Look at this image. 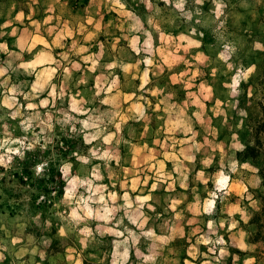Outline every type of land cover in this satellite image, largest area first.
I'll use <instances>...</instances> for the list:
<instances>
[{
    "label": "rangeland",
    "instance_id": "374dc122",
    "mask_svg": "<svg viewBox=\"0 0 264 264\" xmlns=\"http://www.w3.org/2000/svg\"><path fill=\"white\" fill-rule=\"evenodd\" d=\"M32 1L0 0V41L11 36L4 17ZM64 1L62 12L80 20L86 1ZM127 12L122 30L128 21L117 14ZM100 13L101 57L88 59L78 38L56 61L0 47V264H264V0H103ZM133 59L200 78L210 96L200 108L216 136L215 191L227 175L243 192L223 199L242 206L228 225L219 198L209 214L201 203L183 206L176 229L163 180L184 164H130L136 153L142 162L159 152L133 148L140 123L114 99L110 71ZM206 190L195 187L194 197Z\"/></svg>",
    "mask_w": 264,
    "mask_h": 264
},
{
    "label": "crops",
    "instance_id": "0c3cea01",
    "mask_svg": "<svg viewBox=\"0 0 264 264\" xmlns=\"http://www.w3.org/2000/svg\"><path fill=\"white\" fill-rule=\"evenodd\" d=\"M85 1L80 20L64 14L67 9V3L64 0H45L42 7L38 6L34 0L28 3L31 5L28 11L16 9L4 17L10 22L2 27L8 28L11 36L1 40L0 47H3L5 52H32L34 55L30 60L33 61L37 57L35 54L47 53L56 61V56L64 53L68 46L71 47L73 39L78 38L80 52L88 55V59L94 56L101 57L105 51V42L101 38L104 15L100 13L103 0ZM121 15L124 22L128 21L127 26L122 24L121 28L128 30L132 18L127 12L117 14L116 19L121 20ZM116 26L117 29L110 36L114 47H118L121 42V29L118 24ZM123 39L135 56L138 55L139 45H135L133 34ZM114 65L112 62L109 68L113 69ZM166 65H168L166 61L143 62L133 59L117 64L118 70L110 71V73L118 78L114 99L121 104H127L128 118L133 124L140 123L139 131H137L139 139L130 141L133 148L159 150L152 153L149 160L142 162H137L142 157L140 153H136L131 156L130 164L178 163L184 164L186 168L185 171L176 175L171 174L163 180L164 190L168 193L165 208L168 213H172L167 223H174L173 226L178 229L182 228L183 220L174 216L183 213V206L201 203V211L209 214L208 210H211L213 206L211 204H216L217 199L220 198L219 201H223L230 195L243 196V192L241 187L236 186L231 189L235 179L226 175L223 186L216 189L218 191L216 193L215 188L219 185L220 174L214 171L209 172L211 166L215 164L216 136L213 130L210 131L209 113L200 108L201 101L206 104L210 96L201 90L204 89V85L200 78L190 79L189 75L191 73L194 75L193 72L184 73L181 69L169 72ZM164 75H166L165 78H163ZM125 78L127 82L123 85ZM177 87H182V92L178 93L175 90ZM168 88H171L170 91ZM175 134L178 135L175 136ZM198 145L202 148L200 153L196 148ZM161 149L165 151H160ZM172 149L183 150V152L178 153L179 151H172ZM196 166L201 167L196 168ZM236 180L238 181V178ZM201 184L207 188L206 196L194 197V188ZM150 189L154 190V188ZM189 193H193L192 196L188 198L185 195L184 198V194ZM223 193H225L224 196ZM229 199L226 202L223 201L219 209L221 213L219 216L227 225L231 220L228 215L235 212L237 207L238 213H241L242 208L240 204L235 205ZM239 217L242 218V216ZM228 227L234 229L236 225Z\"/></svg>",
    "mask_w": 264,
    "mask_h": 264
},
{
    "label": "trees",
    "instance_id": "16d2710c",
    "mask_svg": "<svg viewBox=\"0 0 264 264\" xmlns=\"http://www.w3.org/2000/svg\"><path fill=\"white\" fill-rule=\"evenodd\" d=\"M263 123H264V121H263ZM263 125H264V124H263ZM246 148L249 149V148H251V146L246 145ZM23 169H24V172H27V171H28V170H27V167H26V168H23ZM47 171H49V170H47ZM47 171L44 170V173H48ZM57 176L60 177L59 172H57ZM18 179L21 180V181H23V178H22V177H20V178H18ZM50 179H51V180H54V179H55V176L51 175V176H50ZM44 191H48V189L45 188ZM58 192H59V194H61V193H62V190H59Z\"/></svg>",
    "mask_w": 264,
    "mask_h": 264
}]
</instances>
